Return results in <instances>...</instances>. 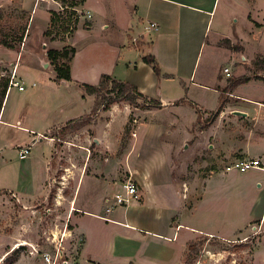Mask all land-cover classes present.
Here are the masks:
<instances>
[{
    "label": "rangeland",
    "instance_id": "obj_1",
    "mask_svg": "<svg viewBox=\"0 0 264 264\" xmlns=\"http://www.w3.org/2000/svg\"><path fill=\"white\" fill-rule=\"evenodd\" d=\"M251 1L243 0V4L237 5L228 12L231 16L226 21L229 28L227 29L234 36L238 34L242 38L240 43L245 47L247 54L254 56L248 67L243 65L246 67V76L253 77L259 74L264 77V63H259L260 60H264V30L255 29L242 18L246 13V5L252 7ZM255 1L254 7L257 9L254 8L253 13L257 12L259 17L257 20L260 21L264 17V0ZM223 4L224 0L217 2L212 14L214 24L211 29L209 27L206 36L209 44L216 41L217 33H220L216 21L224 14ZM64 5L76 6L77 11L65 8L60 10L57 7H55L56 11L50 9V22L42 35L39 34L38 18L33 20L32 17L30 21L25 12H20L14 6L0 12V38L14 46L13 50L0 47V62H4L0 64V77L9 81L14 69L13 67L10 69L8 63L15 61L21 74L25 75L21 80L25 92L19 93L16 88H11L10 94L8 92L9 98L7 95L3 105V110L5 109L3 121L14 126L0 125V142H7L4 154L6 163L0 166V183L12 182L16 174L18 177L20 164L15 159L14 148L11 145L20 142L21 136H27L25 131L18 127H27L33 122V116L37 113L35 104L38 103L33 97L34 94L42 92L46 94L47 100L50 99L48 103L43 100L47 104L43 117L49 123H61L66 115L80 117L79 119L90 117L89 123L75 133L63 135L62 127H59L51 129L46 134V137L53 139L49 161L50 193L46 203H39L35 208L29 209L8 194L1 198L0 233H9L14 229L16 232H21V238L26 235L31 237L33 243L23 245L18 238V242L13 247L15 253L8 256L4 264H10L18 256L28 257L35 264H43L38 255L31 253L33 249L41 250L40 245L42 247L46 244V237H51L50 232L54 229V224L59 225V230L62 229L57 238L67 257L78 259L76 239L70 231V226L64 224L63 220L69 210L67 199L66 202H59V205L54 203L58 189L63 187V195L69 197L74 182L79 177L75 172L81 167L93 169L108 166V178L119 171L120 179L126 180L130 174L128 165H133L137 171L150 165L163 170L168 168L172 169V176L177 179L179 177L182 180L191 179L192 200L178 199L176 206L170 207L171 211L176 212L175 216H171L172 231L176 225H183L182 229L177 228L172 246L182 252L183 241L193 239L190 242L195 244V250L191 251H188L186 246L182 264H264V214L256 210L258 201L260 206L263 204L264 170L250 169L244 173L236 170L226 172L225 166L231 163L232 159L227 160L217 154V145L221 148L244 146L248 154L259 155L264 160V104H259L264 103L263 83L253 82L239 89L244 97L257 100L259 103H250L237 98L238 94H234L233 91L225 96L226 102L221 106L222 111L217 114L215 111L216 106L218 107L219 93L217 95L212 89L204 92L188 82L186 88L189 92L184 88L181 93L173 94L174 91L169 85L167 95L186 99V102L174 103L175 106L184 104L181 108L162 109L161 106L157 107L142 101L113 104L108 109V122L112 108L115 110L119 108L126 115L121 117L118 115L120 119L115 117V127L119 129L114 134L118 132L121 136L114 135L115 143L108 142V153H106L103 147L86 140L88 136H92L90 125L98 121L101 112H104L103 103L99 97L85 95L80 85L97 86L98 80L96 84L92 83L89 73L94 71V76L108 73L106 72L108 64L115 57V51L110 46L124 43V39L130 42V39L123 34V30L127 29V20L123 24L125 4L123 0L91 2V6H98L101 13H97L98 15L92 19L94 22L92 31L82 32L74 38L76 42L73 40V48L76 49L78 57L74 64L75 73L70 82L56 80L55 66L66 64V60L60 58L54 63L47 53L50 50L62 52L64 48H71L64 44L78 28L89 30L91 19H85L87 14L80 13L78 1L64 2ZM125 14L127 15L126 12ZM226 18L227 14L224 16L225 20ZM231 18L232 20L237 18L238 23H233ZM101 23L102 28H100ZM223 44L225 45L224 42ZM237 45L239 46L238 43ZM206 55V50L202 48L195 72L199 73L203 69ZM232 59L239 62L240 55L233 54ZM230 64L233 66L232 62ZM33 66L38 70L33 69ZM232 74L233 68L226 75L230 76L229 78L222 72L223 88L228 86L229 79L234 78ZM76 82L81 83L75 84ZM104 94L105 92L102 93ZM53 96L55 98L51 99ZM87 97L95 100L90 110L88 109L90 100L84 101ZM60 102L70 105L62 109L57 107ZM190 103H196L209 112H202ZM94 107H96L95 112L92 111ZM236 111L245 113L246 116H237L233 113ZM13 115V118L17 119L11 120ZM25 115L30 120H23ZM198 116L202 120L199 123H197ZM112 121L114 122V119ZM183 142H190L191 145L196 142H204V144L200 147L201 150L195 152L189 144L183 150L186 145ZM42 146L36 145V148ZM180 149L182 151L179 152ZM167 150L169 153L172 152L174 157L169 155L166 157ZM150 162L151 164L148 165ZM261 164L264 167V163ZM180 167L187 168L185 175H180ZM212 175L213 177L205 183V180ZM161 177L164 180L169 178V174L163 171ZM160 188L169 195L171 188L168 183H164ZM114 194V191L111 192L110 197L114 198ZM60 224L64 225L61 227ZM65 226L69 234L65 233ZM198 231L212 235H198ZM5 249H9V246ZM188 256L190 263L187 262Z\"/></svg>",
    "mask_w": 264,
    "mask_h": 264
},
{
    "label": "crops",
    "instance_id": "obj_2",
    "mask_svg": "<svg viewBox=\"0 0 264 264\" xmlns=\"http://www.w3.org/2000/svg\"><path fill=\"white\" fill-rule=\"evenodd\" d=\"M58 1L62 6L64 2H75V0ZM76 1L80 3L78 8L80 13L90 16L88 20L91 19L89 21L91 25L89 30L78 28L72 37L67 40L64 46H71V48H73V43L76 42L75 37H78L82 32L92 31L94 27L92 19L98 15L97 13H101V9L98 6H91V2L100 3L101 0H85L83 3L80 0ZM219 1L123 0L125 12L127 13L126 15L123 11V24L127 20V29L123 30V34L130 39V42L124 39V43L112 44L110 47L115 51V57L108 64V71H106L108 73L94 76L95 73L92 71L89 73L90 80L96 84V81L98 80L99 82L102 75H107L117 81L129 83L136 87L148 99L159 101L162 109L173 110L181 108L184 105H174L175 102L181 99L167 95L169 85L174 91L173 94L181 93L184 88L189 92L186 88L188 82L204 92H209L212 89L218 95L217 88H223L222 85L224 83L221 77L223 69L228 68L230 72L233 68L232 76L234 78L246 76L245 66L248 67L254 57L253 55H248L245 47L240 43L242 42V38L238 34L234 36L229 32L228 22H226L231 16L228 12L237 5L240 6L243 4V0H224V14L216 21V26L219 27L220 33H217L218 38L216 41L210 44L208 43V37H206L207 32L209 27L211 29L212 24H214L212 14ZM251 2L253 3L252 7L246 5V13L242 18L252 24L255 29L264 30V17L260 21L257 20L259 18L257 12L254 11L253 13L254 8L257 9V7H254L256 1L252 0ZM35 3V0H0V12L14 6L20 12H25L30 21L32 17L33 20L34 18H38L39 34L42 35L50 22V9L52 11L56 10L55 6L46 3H36L35 5ZM63 8L77 11L76 6L69 7L64 5ZM226 14L227 18L225 20L224 16ZM232 22L238 23V19L236 18ZM149 23L157 24L158 31L144 34L143 28ZM102 27L103 25L101 23L100 28ZM150 35L154 36L151 37ZM133 39H136V41L133 42ZM202 48L206 50L207 55L203 69L197 73L195 72V68L199 52ZM74 50V56L69 63L71 80L75 73V60L78 57L76 49ZM233 54L240 55L239 62L236 59H232ZM146 56H152L158 64L160 68L159 77L154 74L150 66L142 61V58ZM15 62L8 63V67H11L10 69L13 67L14 70L12 72L15 74V79L23 85L21 80L25 78V75L21 74ZM230 62L233 63V66H231ZM0 64H4V62L1 61ZM33 67V69L38 70L36 66ZM225 77L227 76L225 75ZM253 82L261 81L252 80L247 84ZM80 83L76 82L75 84ZM241 86L237 87L234 91V94H238L236 95L237 98L250 103H259L257 100L244 97L239 92ZM8 92L10 94L11 89L7 90L1 105L0 125L14 126L9 122L3 121L5 114L3 105L7 95L9 98ZM18 92L20 93V91ZM22 92H25V87ZM33 97L38 100V103L35 104L37 113L33 116V122L32 124L28 123L29 125L27 127H18L25 131L27 136H21L20 142H14L11 145L14 148L13 153L15 154V159L20 164L18 177L16 174L12 182L1 181L0 183V202L2 200L1 198L8 194L29 209L35 208L39 203H46L50 193L48 181L50 179L51 168L49 161L53 139L52 137H46V134L53 128L63 127L67 122L80 118L66 115L61 123H49L43 117V112L47 110V104L45 102L48 103L50 99L47 100L46 94L42 92H37ZM53 98L55 97L53 96L51 99ZM79 99L81 100L80 96ZM87 99L90 100L88 103V109L90 110L95 100L87 97L84 101ZM69 105L70 103L60 102L57 107L64 109ZM195 106L201 109L200 111L202 112H209L196 103ZM109 114L111 117L108 122V110L101 112L100 119L90 125L89 129H92V136H88L86 139L87 142H95L98 147H103L106 153H108V142H114V135L121 136L118 132L114 134L119 129L115 127V117L117 118L118 115L120 117L126 115L119 108L116 110L112 108ZM13 117L14 115L10 119H17ZM101 119L104 120L101 121ZM113 119L114 122L112 121ZM23 120L27 121L30 118L25 115V119ZM183 143L186 144L183 150L186 149L188 144L191 145L190 142ZM203 144L204 142H196V144L191 145L192 151L197 152V150H201L200 147ZM36 145L43 146L36 148ZM6 146L7 142H0V166L6 163L4 161ZM22 150L27 151L24 158H20L19 156ZM217 154L222 155L224 159H232V162L253 159L264 163L263 157L248 154L244 146L221 148L217 145ZM168 155L174 157L173 153H169L167 150L166 157ZM128 171L132 178L135 175L133 179L140 187V200L130 202L126 207L114 206L109 215L105 213V209L108 203L109 205H113V196L110 197V193L114 191V196L121 195V183L125 180L122 179V181L120 179L121 175L119 171L114 172V175H110L111 177L108 178V166L95 167L93 169L81 167L75 172L79 177L74 182V188L69 197L63 195V187L58 189L54 203L59 205V202H66L65 199H67V207H69V210L63 220L64 224L70 226V231L76 239L78 264H182L186 246L193 239H187L182 242L184 246L182 252L177 247L172 246L171 243L175 240L177 228L180 227L182 229L183 225H176L174 231H172L173 218L171 216H175L176 212L171 211L170 207L176 206L178 199L182 201L192 200L193 184L191 179L182 180L180 177L177 179V177L172 176V169L165 168L163 170L162 168L151 165L138 169V171L133 165H128ZM163 171H165V174H169V178L162 179L161 174H163ZM179 171L180 175H185L187 168L180 167ZM211 177L213 175L206 179L205 183ZM164 183L170 185L171 190L169 191V195L166 194L165 190L160 188L163 187ZM262 199V206L259 205L260 201L256 203V210H260V214H264V197ZM168 207L169 209H167ZM102 218H107V220ZM64 224H60L61 227ZM53 226L54 229H51L50 234L57 237L62 229L59 230V225L57 224ZM171 232L172 235H170ZM198 235L212 234L199 232ZM20 236L21 232H16L14 229L9 233H0V264H4L7 257L15 253L13 247L18 242V238H20V243L33 244L31 237L26 235V237L21 238ZM79 239H82L81 244L79 243ZM8 246L9 249H5ZM10 264L35 263L31 262L28 257L18 256Z\"/></svg>",
    "mask_w": 264,
    "mask_h": 264
},
{
    "label": "trees",
    "instance_id": "obj_3",
    "mask_svg": "<svg viewBox=\"0 0 264 264\" xmlns=\"http://www.w3.org/2000/svg\"><path fill=\"white\" fill-rule=\"evenodd\" d=\"M85 0H80V2H84ZM20 43L22 42V38L19 40ZM0 46L4 47L8 50H13L14 46L13 44L9 43L3 38H0ZM75 50L73 48H64L62 52H58L55 50H50L47 53V56L53 60V62H57L60 58L66 60V64H57L55 66V73H56V80L57 81H65L70 82V61L72 60L74 56ZM142 61L151 67L154 74L159 77L160 76V68L154 58L152 56H146L142 58ZM259 63H264V60H260ZM261 81L264 85V77L261 76H243L240 78H232L228 80V86L225 88H217V91L219 92V102L218 107L215 111V114L220 113L221 106L226 102V95L231 94L233 91L236 90L237 87L247 84L250 81ZM83 93L88 96H96L99 97L102 105L104 106L103 110L107 111L113 104H117L119 102H127V103H134L136 101H142L143 103H152L157 107H160L161 104L159 101H155L152 99H148L144 95H142L136 87L132 86L129 83L117 81L110 76L102 75L100 77L99 84L97 86H89V85H80ZM8 88V79L4 80L3 77H0V109L2 102L5 98V94L7 92ZM105 92L104 95L102 93ZM107 95V96H106ZM186 102L185 99H181L177 101V103H183ZM191 104V103H190ZM193 107H196L195 104H191ZM96 106V105H95ZM93 112L96 111V107L93 108ZM90 117H86L83 119H75L67 122L62 128V134L68 135L75 133L85 127L87 123H89ZM197 123L199 121H202L201 118L198 116ZM195 244L192 242L187 244V250H195ZM189 258V256H188ZM189 261V262H188ZM188 263L191 262L190 258L187 260Z\"/></svg>",
    "mask_w": 264,
    "mask_h": 264
},
{
    "label": "built area",
    "instance_id": "obj_4",
    "mask_svg": "<svg viewBox=\"0 0 264 264\" xmlns=\"http://www.w3.org/2000/svg\"><path fill=\"white\" fill-rule=\"evenodd\" d=\"M36 3H46L48 5L55 6L59 8L60 10H63V6L61 3H59L58 0H35ZM35 3V5H36ZM87 19L90 18L89 15L86 16ZM158 31V26L155 23H149L143 28L144 34H150L153 32ZM136 39H133V42H135ZM223 73L225 75L229 74V69L224 68ZM15 74H12L8 81V88L7 90H10L11 88H16L18 91L22 92L24 90L23 85L18 82L15 79ZM27 154L26 150H22L19 154L20 158H24ZM250 169L255 170H264V167L262 166L261 162L259 160H253V159H245V160H236L228 165L225 166V171L230 172L233 170L239 171V172H247ZM121 195H115L112 199L113 205H107L105 209V213L109 215L112 212V209L114 206H128L130 202H136L140 200V187L136 181H134L131 177V174L128 175V178L124 182L121 183ZM104 220H107V218H102ZM65 233H70L67 231V226L65 229ZM65 234H63L64 237ZM46 244L40 248L41 250L37 251L33 249V253L35 255H38L42 261L43 264H78V260L75 258L69 259L67 257V254L64 252V248L61 246L59 240L57 237L51 235V237H46ZM62 243V242H61ZM79 243H82V239H79ZM47 245V246H46Z\"/></svg>",
    "mask_w": 264,
    "mask_h": 264
},
{
    "label": "water",
    "instance_id": "obj_5",
    "mask_svg": "<svg viewBox=\"0 0 264 264\" xmlns=\"http://www.w3.org/2000/svg\"><path fill=\"white\" fill-rule=\"evenodd\" d=\"M235 115H237V116H242V117H245L246 116V114L245 113H241V112H238V111H236V112H233Z\"/></svg>",
    "mask_w": 264,
    "mask_h": 264
},
{
    "label": "bare ground",
    "instance_id": "obj_6",
    "mask_svg": "<svg viewBox=\"0 0 264 264\" xmlns=\"http://www.w3.org/2000/svg\"><path fill=\"white\" fill-rule=\"evenodd\" d=\"M23 245H24V243H23Z\"/></svg>",
    "mask_w": 264,
    "mask_h": 264
}]
</instances>
